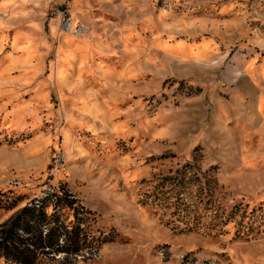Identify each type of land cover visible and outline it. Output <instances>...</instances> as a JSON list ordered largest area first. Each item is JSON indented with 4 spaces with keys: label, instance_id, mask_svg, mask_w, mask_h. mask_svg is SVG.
<instances>
[{
    "label": "rangeland",
    "instance_id": "rangeland-1",
    "mask_svg": "<svg viewBox=\"0 0 264 264\" xmlns=\"http://www.w3.org/2000/svg\"><path fill=\"white\" fill-rule=\"evenodd\" d=\"M60 186L40 264H264V0H0V190Z\"/></svg>",
    "mask_w": 264,
    "mask_h": 264
},
{
    "label": "trees",
    "instance_id": "trees-1",
    "mask_svg": "<svg viewBox=\"0 0 264 264\" xmlns=\"http://www.w3.org/2000/svg\"><path fill=\"white\" fill-rule=\"evenodd\" d=\"M26 198L0 190V209L12 211L0 222V260L40 264L57 256H77L99 248L106 239L92 232L96 213L86 208L65 186Z\"/></svg>",
    "mask_w": 264,
    "mask_h": 264
},
{
    "label": "built area",
    "instance_id": "built-area-1",
    "mask_svg": "<svg viewBox=\"0 0 264 264\" xmlns=\"http://www.w3.org/2000/svg\"><path fill=\"white\" fill-rule=\"evenodd\" d=\"M70 27H71L70 22H65L64 29H66V31H69Z\"/></svg>",
    "mask_w": 264,
    "mask_h": 264
},
{
    "label": "bare ground",
    "instance_id": "bare-ground-1",
    "mask_svg": "<svg viewBox=\"0 0 264 264\" xmlns=\"http://www.w3.org/2000/svg\"><path fill=\"white\" fill-rule=\"evenodd\" d=\"M71 24V26H72V22L70 23ZM71 30H69V31H67V32H70Z\"/></svg>",
    "mask_w": 264,
    "mask_h": 264
}]
</instances>
